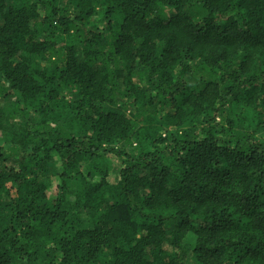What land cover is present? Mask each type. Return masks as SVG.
Segmentation results:
<instances>
[{"label": "trees", "instance_id": "obj_1", "mask_svg": "<svg viewBox=\"0 0 264 264\" xmlns=\"http://www.w3.org/2000/svg\"><path fill=\"white\" fill-rule=\"evenodd\" d=\"M0 264H264V0H0Z\"/></svg>", "mask_w": 264, "mask_h": 264}, {"label": "rangeland", "instance_id": "obj_2", "mask_svg": "<svg viewBox=\"0 0 264 264\" xmlns=\"http://www.w3.org/2000/svg\"><path fill=\"white\" fill-rule=\"evenodd\" d=\"M118 166H119V163L115 160V159H112V165L109 167V178H110V181H113L114 180V178H115V174H116V172H117V169H118ZM57 170H58V168H57ZM53 182H54V184H53V186H52V188L49 190V194H48V196H50V197H52L53 196V194L54 193H56V190H55V188H56V186H55V178L53 177Z\"/></svg>", "mask_w": 264, "mask_h": 264}]
</instances>
